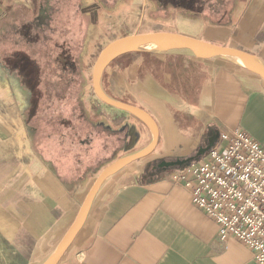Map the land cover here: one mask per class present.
Segmentation results:
<instances>
[{"label":"crops","instance_id":"0c3cea01","mask_svg":"<svg viewBox=\"0 0 264 264\" xmlns=\"http://www.w3.org/2000/svg\"><path fill=\"white\" fill-rule=\"evenodd\" d=\"M144 1L115 4L126 8ZM231 2L225 23L209 17L226 14L221 10L224 0L198 3L203 7L198 22L204 27L195 37L243 50L264 69V0ZM181 10L187 12L185 16L193 12ZM127 75L130 84L124 82ZM108 89L118 94L110 98L150 115L158 141L150 156L98 186L58 264H256L252 252L237 240L217 239L214 221L193 206L188 191L173 183L168 172L148 179L142 168L150 157L152 162L186 158L199 148H214L219 143L218 133L234 130L242 131L264 150V84L230 62L174 51L148 58L140 55L132 72L127 67L108 78ZM102 113L103 118L89 122L102 126L113 137L109 150L114 151L90 176L74 178V182L47 173L29 143L22 141L8 148L4 144L8 140L1 139L0 179L7 183L13 179L17 187L6 191L5 203L0 204V238L18 252L22 264H46L68 233L98 174L114 160L138 153L150 143L148 129L139 140V124ZM15 120L12 115L11 123ZM101 145L99 152H104L108 146ZM90 146L82 156H89ZM66 183L70 185L66 187Z\"/></svg>","mask_w":264,"mask_h":264},{"label":"rangeland","instance_id":"374dc122","mask_svg":"<svg viewBox=\"0 0 264 264\" xmlns=\"http://www.w3.org/2000/svg\"><path fill=\"white\" fill-rule=\"evenodd\" d=\"M117 1L124 4L132 2V0H115L114 3H112V0H0V145H3L1 139L8 140L4 143L8 148L19 145L22 141L29 143L33 154L46 166L47 173L66 179L67 182H74V177L69 173L73 164H68V167L64 165V162L61 161V155H57V152H54V149L47 145L49 141H45V136H48L45 129L43 127L36 128L37 119L34 118V109L37 108L36 103L41 101V98L36 94L37 89L33 83L32 75L28 69L24 72L23 67L26 66L27 62L24 61L22 69L18 67L17 54H22L25 57L28 51H33L32 48L38 45V41L43 38L45 40L51 32H56L54 34L56 36L61 34V24L64 21H74L77 25L78 35V49L74 48V61L73 56L72 58L69 56L66 66L62 67V73L52 74V80L57 85H61V82L64 81L63 84L67 85V89L71 93L76 90L77 95L79 94V108L84 113L87 121H90V119L100 120L103 118L102 112L112 116L116 115L121 121L127 120L139 124L140 140L143 133L147 129L149 130L146 125L127 113L103 105L95 97L91 88V72L94 64L110 44L124 37L154 32H171L196 38L195 36L200 34L204 27L203 23L198 22L202 10H198L197 6L203 0H192L194 9L182 6L183 9L188 11L193 9V12H188L186 16L184 14L187 12L181 10V6L180 10L170 8L169 0H145L144 4L139 2L135 6H126V8H118L115 4ZM185 1L181 4H184ZM156 3L158 4L156 5ZM224 3L225 5L221 10L227 14V18H225L226 14L222 15L224 18L223 23L229 20L230 10L232 9L230 0H225ZM122 9L124 11L120 12ZM194 18H196V21ZM213 23L215 24V22ZM11 54L13 57H11ZM140 55H144L146 58L159 56L145 53L128 54L124 58H118L105 69L102 76V89L108 97L117 98L118 96L117 93L108 89V78L127 67L132 72L134 65L140 59ZM129 79L127 75L124 82L130 84ZM133 83L134 81L131 82V84ZM81 84L83 85L82 89H80ZM115 84H117V81H115ZM73 94L66 99L68 101L66 103L67 107L72 108L74 111ZM121 98L125 99L123 96ZM151 104L149 103V106ZM12 115L16 116L15 124L10 121ZM95 127H97V132L100 134L99 140H97L99 145L102 143L103 147L105 145L104 148H107V146L108 148L104 152L101 150L94 164L84 161L86 163L84 171H76L75 173L80 174L81 179L90 176L99 167L100 163L109 158L112 155L111 152L114 151L113 148L111 151L109 150L113 137L109 136L102 126ZM220 134L218 133V140ZM50 136L53 139L55 135ZM91 143H89V138L83 139L84 147H91ZM139 147L138 144L134 149ZM83 151L85 152V148L81 154L84 153ZM208 152L190 166L202 161L208 155ZM151 158H148L150 161L143 166L142 170L153 163ZM185 168L172 169L168 172V176L172 180L173 174L181 173ZM180 175V177L178 176L179 181L173 183L184 187L188 177L184 176V172ZM6 180L0 181V186H2L0 187V198H2L0 204L5 203L6 191L12 192L17 187L13 179L8 183ZM65 185L68 187L70 183ZM5 241L0 238V264H22L18 252L9 248Z\"/></svg>","mask_w":264,"mask_h":264},{"label":"built area","instance_id":"2783aa9c","mask_svg":"<svg viewBox=\"0 0 264 264\" xmlns=\"http://www.w3.org/2000/svg\"><path fill=\"white\" fill-rule=\"evenodd\" d=\"M183 172L191 203L214 221L217 239L237 240L264 264V150L240 130L223 132L219 144Z\"/></svg>","mask_w":264,"mask_h":264},{"label":"water","instance_id":"95a60500","mask_svg":"<svg viewBox=\"0 0 264 264\" xmlns=\"http://www.w3.org/2000/svg\"><path fill=\"white\" fill-rule=\"evenodd\" d=\"M150 46H144L149 44ZM148 47V48H147ZM174 51H186L194 55L202 56L205 58H216L219 60L230 62L243 70L255 75L264 84V69L258 64L256 59L249 53L233 48L230 46L215 45L189 37L178 33L171 32H154L141 35H132L119 39L110 44L100 58L96 61L91 72V88L97 100L103 105L127 113L131 117L137 119L146 125L151 133V141L148 146L138 153L129 155L118 160L111 162L104 168L95 179L94 183L87 192L68 233L46 264H58L63 257L64 253L70 246L72 240L76 236L87 211L88 205L92 196L98 186L111 175L122 170L128 165L138 162L148 157L154 150L158 141V130L154 120L150 115L133 105L128 103L111 99L102 89V76L105 69L118 58L134 53H145L150 55H162ZM202 52L206 53L203 54ZM212 145L205 148H199L194 156L183 158L174 162L178 165L177 169H183L198 161L204 153L208 152ZM165 165H172L173 162L160 161Z\"/></svg>","mask_w":264,"mask_h":264},{"label":"trees","instance_id":"16d2710c","mask_svg":"<svg viewBox=\"0 0 264 264\" xmlns=\"http://www.w3.org/2000/svg\"><path fill=\"white\" fill-rule=\"evenodd\" d=\"M61 26V34L56 36L54 35L56 32H51L45 40L43 38L38 41V45L32 48L33 51H25L27 52L25 57L22 54H17L16 59L20 68L24 65V61L27 62L23 67L25 70H23L25 72L28 69L32 75L33 83L37 89L36 94L41 98V101L36 103L37 108L34 109V118L37 119L36 128L43 127L45 129L46 135H48L45 136V141H49L47 145L53 148L57 155H61L64 165L73 164L69 173L75 179H81L80 174H75L76 171H84L85 162H91L101 153L97 141L100 134L97 132V127L87 121L84 113L80 110L79 94L77 95L76 90L72 92L74 93L73 111L72 108L67 107L66 103L68 102L66 99L72 95L68 91L67 85L63 84L64 81L61 82V85H57L51 78L52 74L62 73V67L66 66L69 56L71 58L73 56L74 61V48L78 49L77 25L74 21H64ZM11 57H13L12 54ZM50 78L51 80H49ZM82 88L81 84L80 89ZM50 135L55 136L51 139ZM84 138H89V143L92 142L89 157L81 154L82 150L86 148L83 145ZM49 152L51 153L50 150Z\"/></svg>","mask_w":264,"mask_h":264},{"label":"flooded vegetation","instance_id":"af4514ba","mask_svg":"<svg viewBox=\"0 0 264 264\" xmlns=\"http://www.w3.org/2000/svg\"><path fill=\"white\" fill-rule=\"evenodd\" d=\"M184 1L185 0H169V3L172 4V6H174L175 8H181L182 6H184L185 8L191 7L194 9V5H193L194 3L192 2V0L185 1L184 4H181ZM224 2H225V0H224ZM202 8L203 7L198 6V10H202ZM181 9H183V7ZM193 9H191V10H193ZM204 11L208 12V10H204ZM208 15H209V12H208ZM209 17H211L212 20H214V21H220V20L224 21V18L222 16L215 17V15L213 14V15H209ZM124 57L125 56H122L120 58H124ZM131 142H132V140H131ZM198 150L190 156H194L198 152ZM190 156H188V157H190ZM178 159L182 160L183 158H170V159L164 160L166 162H173L172 165H165V164H162L160 161L153 162L147 168H145L146 170L144 171L143 177L148 178V179L158 178L161 174H163L165 172H169L170 170L177 168L178 165H176L174 162H176Z\"/></svg>","mask_w":264,"mask_h":264},{"label":"bare ground","instance_id":"6f19581e","mask_svg":"<svg viewBox=\"0 0 264 264\" xmlns=\"http://www.w3.org/2000/svg\"><path fill=\"white\" fill-rule=\"evenodd\" d=\"M144 46H148V47H149V46H150V43H149V44H145ZM148 47H147V48H148ZM202 53H203V54H206V53H204V52H202Z\"/></svg>","mask_w":264,"mask_h":264}]
</instances>
